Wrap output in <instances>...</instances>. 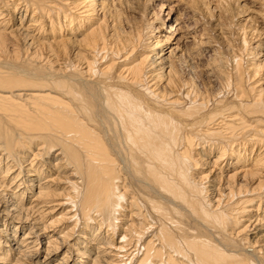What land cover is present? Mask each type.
<instances>
[{
  "label": "bare ground",
  "instance_id": "1",
  "mask_svg": "<svg viewBox=\"0 0 264 264\" xmlns=\"http://www.w3.org/2000/svg\"><path fill=\"white\" fill-rule=\"evenodd\" d=\"M145 2L0 0V264H264V40Z\"/></svg>",
  "mask_w": 264,
  "mask_h": 264
},
{
  "label": "rangeland",
  "instance_id": "2",
  "mask_svg": "<svg viewBox=\"0 0 264 264\" xmlns=\"http://www.w3.org/2000/svg\"><path fill=\"white\" fill-rule=\"evenodd\" d=\"M163 2L165 5L163 8H161V11H160L159 5ZM238 2L241 4H245V2H246V6L243 7V9H242V8H239L240 7L239 3L234 2L232 4L233 10H232V12H231V10L229 12L231 14H229V13H228L229 15L225 14L226 16L220 10H216V9L213 10L214 6L212 5V3L201 2L199 4L200 7L197 10H193V9L188 7V4L184 0H148V3L147 2L143 3L145 5L147 4L146 6L143 5L142 3L141 4L137 3L134 5L133 8H131L132 9L131 11H125L126 14H125V12L123 14L126 16H129V14H131L129 17L133 16L136 19V21L140 20V22H145L146 20L153 19L154 16H157L160 13L167 12L171 7V8H173V10L175 9L174 10L175 16H178L179 14L182 13V16H181L182 21H183L182 24H184L187 27L188 32L190 34H192V37H193V38L188 39V41L190 43L189 42L185 43L186 45L183 44V47L180 49V51H177V55L181 54L182 52H184L186 50L184 47H186V48H190V47L198 48L199 46H201V48H202V45L199 42H201L202 40H204L206 38H211V39H213L212 41H213L214 46L210 47L209 48L210 50H214L216 48L217 50H219L224 55L225 54L227 55L229 53L227 56L230 57V56L234 55L237 58H240V59L242 58L241 60H243V57H244L245 58L244 61L247 59L246 61L248 62V60L250 61L251 58H253L252 55H250L251 53L249 51L251 50V52H253L254 46L256 45V43L259 40H264V34L262 35V37L260 35L256 34L257 33L256 30L264 28V19H263L264 15H262V13L264 12L263 7H262L263 1L262 0L261 1H259V0H240ZM236 4H238V5L236 6ZM135 7H136V9H135ZM239 10H240V12H239ZM137 11L139 12V14ZM143 12H145V13H143ZM241 13H242V15H241ZM126 16H124V17H126ZM142 16L145 18H143ZM250 16H251V21L247 20L248 17H250ZM141 17H142V19H141ZM183 17H185V18H183ZM243 27H244V31H245V35H246L245 36L246 42H245V44L242 45V43H241L242 31H240L239 28L243 29ZM167 29H168V23L166 22L162 26V29H161L162 33H165V30H167ZM253 30H255V33ZM174 42H175V40H173L172 47L175 46ZM226 43L227 44L229 43V45L232 43L230 45V47L232 46L231 48H233L232 52L226 51V46H224V45H227ZM240 43H241V45H240ZM247 43H248V45H246ZM244 45L246 47L248 46L249 49H248V47L246 48ZM241 46H242V48H241ZM238 47H240V49H242V50L238 51L239 50ZM258 48H260V47L257 46L256 50H258ZM262 50H263L262 52H264V49H262ZM206 51H209V50H206ZM224 52H227V53H224ZM239 52L240 53L242 52V55ZM256 52H258V51H256ZM236 53H237V55H236ZM247 53H249V54H247ZM238 54H240V55H238ZM183 57H185V56H183ZM256 57H258V56H256ZM256 57H254V58H256ZM254 58H253V61L259 62V60L261 58H263V56L258 57L256 59H254ZM241 60H239L240 64L242 62ZM244 61L241 64L242 66H245L247 64L246 61L245 62Z\"/></svg>",
  "mask_w": 264,
  "mask_h": 264
}]
</instances>
